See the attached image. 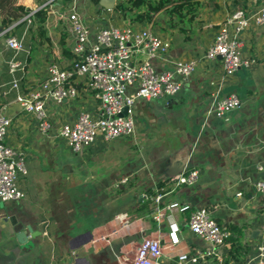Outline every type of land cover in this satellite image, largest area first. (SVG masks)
<instances>
[{
  "label": "crops",
  "instance_id": "obj_1",
  "mask_svg": "<svg viewBox=\"0 0 264 264\" xmlns=\"http://www.w3.org/2000/svg\"><path fill=\"white\" fill-rule=\"evenodd\" d=\"M18 1L32 13L46 7L45 35L50 42L37 45L29 37L27 46L26 26L20 34L9 35L23 38L25 50L15 54L3 45L7 30L0 32V108L11 119L6 140L23 152L28 170L21 182L26 198L0 202V264H127L143 237L167 240L168 223L151 218L153 203L145 195L189 206L174 214L180 244L164 247L160 264H192L178 257L203 246L187 228L189 215L197 209L208 211L231 233L225 264H256L264 220V197L255 188L264 179V171L257 170L264 163V25L251 23L239 34L248 64L232 77L224 76L218 60L209 62L203 56L233 12L241 9L252 16L261 0H200L198 20L186 35L167 25L161 30L153 21L154 33L169 44L165 59L153 63L155 69L170 70L177 60H194L195 71L176 96L134 103L133 137L98 142L81 154L73 153L58 132L79 112L95 110V101H46L51 127L41 132L32 117L21 113L16 93L9 91L12 80L16 78L25 93L45 78L52 59L62 66L71 63L67 46L73 39L63 30L71 5L91 32L150 23L129 25L113 7L89 0H71L66 6L58 2L59 14L50 12L55 0ZM43 45L49 47L44 52ZM9 63L20 65L11 73ZM229 94L241 104L225 122L212 108ZM190 170L198 171L193 186L172 181ZM124 178L127 184L115 188ZM19 233H25L26 243H18Z\"/></svg>",
  "mask_w": 264,
  "mask_h": 264
},
{
  "label": "built area",
  "instance_id": "obj_2",
  "mask_svg": "<svg viewBox=\"0 0 264 264\" xmlns=\"http://www.w3.org/2000/svg\"><path fill=\"white\" fill-rule=\"evenodd\" d=\"M116 0H114L113 6ZM63 30L72 36L67 49L71 54V63L62 66L57 60L48 64L47 74L39 85L22 93L19 81L14 78L9 91L16 93V103L22 114L30 116L41 132H47L51 125L46 112V101L56 104L65 101L94 100L95 110L82 111L75 120L59 129V136L68 148L81 154L96 143H108L113 140L133 137V105L137 100H155L176 96L195 71L196 61L174 62L170 70L157 71L154 62L164 60L169 44L154 33L153 22L142 28L134 26L100 27L94 32L85 25L79 12L69 7ZM28 15V23H31ZM149 23V22H147ZM264 25V0L260 10L248 16L245 10H236L225 23L219 26L213 43L204 53L209 62L219 61L227 78L248 61L242 56L243 44L238 38L250 24ZM232 29V33L230 32ZM3 36V45L15 54L24 51L23 38ZM20 64L9 63L10 72H15ZM0 86V98L3 94ZM235 94H229L218 100L212 113L227 122L231 111L240 107ZM126 113L123 114V110ZM0 108V202L20 201L26 198L21 182L28 174L26 158L23 152L8 145L6 137L11 127V119ZM264 171V163L257 166ZM198 180V171L190 170L172 178L176 185L193 186ZM128 179L120 180L114 187L126 185ZM256 191L264 197V179L255 185ZM153 203L151 218L161 224L168 223L167 240L143 237L133 257L127 264H160L164 257V247L175 248L180 244L179 228L174 214L188 210L189 206L178 203H163L162 196L153 198L145 195ZM121 225H124L120 220ZM190 233L200 239L202 247L191 254L179 255V262L196 264L210 260L212 264H225L227 242L231 233L220 226L205 209L193 211L187 220ZM263 243L258 248L256 264H264V220L261 226ZM239 264V263H229Z\"/></svg>",
  "mask_w": 264,
  "mask_h": 264
},
{
  "label": "trees",
  "instance_id": "obj_3",
  "mask_svg": "<svg viewBox=\"0 0 264 264\" xmlns=\"http://www.w3.org/2000/svg\"><path fill=\"white\" fill-rule=\"evenodd\" d=\"M52 2L54 0H45ZM64 3L71 0H62ZM98 5L100 0H89ZM113 9L121 19L132 25L134 23L153 22L155 15L162 14L167 18V25L183 35L191 31L197 22L200 11V0H116ZM30 16L31 23L25 19ZM48 19L46 7L32 13V11L20 4L18 0H0V32L7 30V36L18 32L19 34L27 26L25 44L28 46L29 37L35 39L40 45L42 40L49 41L45 35V23ZM13 24H15L13 26ZM13 26V27H12ZM35 27V29H33ZM186 39V38H185ZM61 45L64 49V40Z\"/></svg>",
  "mask_w": 264,
  "mask_h": 264
},
{
  "label": "rangeland",
  "instance_id": "obj_4",
  "mask_svg": "<svg viewBox=\"0 0 264 264\" xmlns=\"http://www.w3.org/2000/svg\"><path fill=\"white\" fill-rule=\"evenodd\" d=\"M60 3V4H62V5H64V6H66V4L61 0V1H54L53 2V5H56V7H55V9H53V7L50 9V12L51 11H54L55 10V12L57 13L58 12V14L60 13V11L62 10V8H60V6L61 5H59V6H57L58 4L57 3ZM64 9H66V8H64ZM120 17V16H119ZM121 18V17H120ZM163 19H164V17H163V15L162 14H158L157 16L155 15V17H154V21H156L155 23H157V25L159 26V29H161V30H164V28L161 26V25H167V22H165V21H163ZM160 26H161V28H160ZM168 26V25H167ZM49 47L47 46V45H43V48H42V50H43V52L45 51V50H47ZM39 82V81H38ZM68 154H71L70 152H68Z\"/></svg>",
  "mask_w": 264,
  "mask_h": 264
},
{
  "label": "water",
  "instance_id": "obj_5",
  "mask_svg": "<svg viewBox=\"0 0 264 264\" xmlns=\"http://www.w3.org/2000/svg\"><path fill=\"white\" fill-rule=\"evenodd\" d=\"M113 3H114V0H100V2H99V4H101V5H103L104 7H107V8L114 7ZM122 113L125 114L126 113V109H124ZM17 241H18L19 244L26 243L27 241L25 239V233H19L17 235Z\"/></svg>",
  "mask_w": 264,
  "mask_h": 264
}]
</instances>
